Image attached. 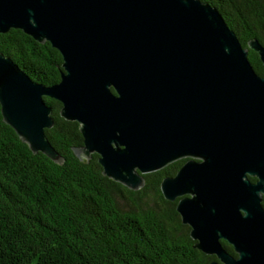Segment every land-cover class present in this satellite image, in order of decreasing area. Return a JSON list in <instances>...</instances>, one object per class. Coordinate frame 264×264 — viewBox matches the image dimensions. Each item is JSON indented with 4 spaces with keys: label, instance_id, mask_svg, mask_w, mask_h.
<instances>
[{
    "label": "water",
    "instance_id": "95a60500",
    "mask_svg": "<svg viewBox=\"0 0 264 264\" xmlns=\"http://www.w3.org/2000/svg\"><path fill=\"white\" fill-rule=\"evenodd\" d=\"M11 29L62 60L45 86L0 53V114L33 154L63 162L44 134L47 97L79 125L75 156L96 154L103 176L129 190L188 158L160 192L179 198L194 247L215 257L208 264H264V75L247 58L264 71L263 45L243 48L200 0H0V34Z\"/></svg>",
    "mask_w": 264,
    "mask_h": 264
},
{
    "label": "trees",
    "instance_id": "16d2710c",
    "mask_svg": "<svg viewBox=\"0 0 264 264\" xmlns=\"http://www.w3.org/2000/svg\"><path fill=\"white\" fill-rule=\"evenodd\" d=\"M217 9L242 47L256 39L264 46V0H200ZM0 53L32 81L59 82L62 60L49 43L20 30L0 34ZM254 72L264 71L248 50ZM53 126L46 139L63 158L57 164L33 154L0 114V264H208L215 260L194 247L176 203L166 201L160 182L180 162L145 174L136 191L106 178L92 154L75 156L83 146L76 122L59 115L61 104L47 97ZM254 182V178H249ZM264 208V197L262 198ZM223 248L236 256L231 246Z\"/></svg>",
    "mask_w": 264,
    "mask_h": 264
},
{
    "label": "flooded vegetation",
    "instance_id": "af4514ba",
    "mask_svg": "<svg viewBox=\"0 0 264 264\" xmlns=\"http://www.w3.org/2000/svg\"><path fill=\"white\" fill-rule=\"evenodd\" d=\"M187 159L188 158H183V159H179V160H177V161H175V162H173V163H176V162H180V166L174 171V173L172 174V175H170V176H166V177H173V176H175V174L177 173V171L179 170V168L187 161ZM173 163H171V164H173ZM171 164H169V165H171ZM169 165H167L166 167H164L163 169H165V168H167ZM162 170V169H161ZM179 200V198H177L174 202L177 204V201Z\"/></svg>",
    "mask_w": 264,
    "mask_h": 264
},
{
    "label": "bare ground",
    "instance_id": "6f19581e",
    "mask_svg": "<svg viewBox=\"0 0 264 264\" xmlns=\"http://www.w3.org/2000/svg\"><path fill=\"white\" fill-rule=\"evenodd\" d=\"M244 48V47H243ZM246 48H247V45H246Z\"/></svg>",
    "mask_w": 264,
    "mask_h": 264
}]
</instances>
